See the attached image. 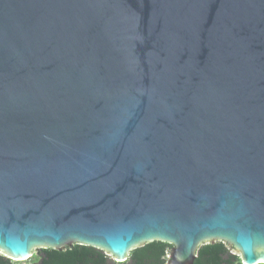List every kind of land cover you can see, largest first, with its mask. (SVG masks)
Masks as SVG:
<instances>
[{"label": "water", "instance_id": "obj_1", "mask_svg": "<svg viewBox=\"0 0 264 264\" xmlns=\"http://www.w3.org/2000/svg\"><path fill=\"white\" fill-rule=\"evenodd\" d=\"M155 240L264 263V0H0V251Z\"/></svg>", "mask_w": 264, "mask_h": 264}, {"label": "trees", "instance_id": "obj_2", "mask_svg": "<svg viewBox=\"0 0 264 264\" xmlns=\"http://www.w3.org/2000/svg\"><path fill=\"white\" fill-rule=\"evenodd\" d=\"M173 244L155 240L131 250L125 262H115L113 256L90 245L73 244L64 249L38 248L26 264H166ZM0 251V264H20ZM194 264H243L235 247L223 241L200 246ZM264 264V263H261Z\"/></svg>", "mask_w": 264, "mask_h": 264}, {"label": "rangeland", "instance_id": "obj_3", "mask_svg": "<svg viewBox=\"0 0 264 264\" xmlns=\"http://www.w3.org/2000/svg\"><path fill=\"white\" fill-rule=\"evenodd\" d=\"M113 258H114V257H113ZM113 260H114V259H113ZM114 261H115V260H114ZM25 262H26V261H21L20 264H26ZM115 262H116V261H115Z\"/></svg>", "mask_w": 264, "mask_h": 264}]
</instances>
